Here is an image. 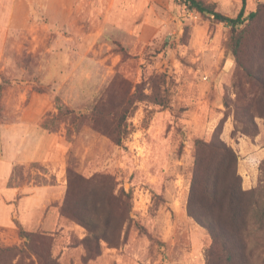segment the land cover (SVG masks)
<instances>
[{
	"label": "rangeland",
	"instance_id": "1",
	"mask_svg": "<svg viewBox=\"0 0 264 264\" xmlns=\"http://www.w3.org/2000/svg\"><path fill=\"white\" fill-rule=\"evenodd\" d=\"M204 1L231 18L242 9V0ZM43 2L0 0V75L11 83L2 96L0 129L18 120L33 93H39L35 88L43 90L40 94H46L51 104L43 120L49 113L58 114L55 98L78 114L89 113L107 92L118 105L127 98L118 112L128 133L120 135L127 152L113 146L107 136L85 128L70 144L68 159L80 174L112 177L118 200L112 205L111 219L122 227L121 233L112 234L116 247L103 242L101 255H92L81 244L88 231L62 221L48 231L54 257L61 264H207L211 239L186 209L196 141L210 142L223 124L224 139L239 155L244 189L253 190L264 204L262 88L249 80L229 51L231 28L187 9L180 0H161L158 8H149L148 27L140 28L142 23L136 22L133 34L109 27L95 46H62L59 42L66 31L62 25L46 29V15L38 10ZM257 10L254 26L264 35V0H247L245 15ZM251 26L241 59L246 67L257 69L264 63V43L255 48L249 37ZM135 94L149 99L134 104ZM248 118L255 119L258 135L238 132L233 139L236 121L247 123ZM67 127L66 123L60 127L65 137ZM67 169L66 162L59 205L67 191ZM14 173L11 187L56 182L55 173L41 163L18 166ZM6 174L0 172V191L8 195L13 190L1 186ZM251 213L252 208L250 220ZM46 229L50 230L49 224ZM245 235L250 264H264L263 231L251 223ZM26 241L19 233H5L0 236V249L26 250ZM25 254L24 263L37 264L35 256ZM19 260L8 255L0 264Z\"/></svg>",
	"mask_w": 264,
	"mask_h": 264
},
{
	"label": "trees",
	"instance_id": "2",
	"mask_svg": "<svg viewBox=\"0 0 264 264\" xmlns=\"http://www.w3.org/2000/svg\"><path fill=\"white\" fill-rule=\"evenodd\" d=\"M187 9L196 11L202 17L214 22L224 23L231 28L229 51L235 57V61L245 71L251 82L262 88L261 97L264 101V63L257 69L249 68L242 62V49L249 37L255 42V48L264 43V36L254 26L259 18V11L250 12L247 16V0H242V9L236 18H231L220 13L214 4H208L204 0H180ZM10 80L0 75V114L1 101L4 92L10 87ZM39 93H44L40 88H35ZM140 85L137 87V93ZM149 99L147 96L137 97L134 104ZM157 103L162 101L155 98ZM127 101V98L114 101L112 94L107 92L105 98H101L86 114H78L70 109L60 98H55L58 114H47L41 123L43 129L50 133H57L63 123L68 124L66 140L73 144L85 128L107 136L113 146L123 147L121 133H127L123 129V122L119 119V109ZM264 117V112L262 111ZM235 130L231 137L234 139L238 132L246 135H258V126L254 118L245 121H236ZM239 123H245L242 129ZM223 128V124H222ZM217 128L210 142L196 141V160L192 172L191 190L187 201V214L194 222L206 231L211 239L207 264H250V252L248 250L246 232L248 225L254 223L264 233V204L256 198L253 190H245L243 178L238 171L239 155L235 148L224 139L225 130ZM251 130V131H250ZM250 131V132H249ZM236 133V134H235ZM67 155L68 185L65 198L58 204V211L62 221H70L83 226L89 233L81 244L86 246L90 254L100 256L102 243L116 247L113 243V233H121L122 227L111 219L112 205L118 200L114 194L115 186L111 176L93 173L91 176L80 174L72 169ZM69 165V167H68ZM16 176V173L13 176ZM152 193L154 185H147ZM252 208L251 220L250 209ZM19 236L26 239V250L19 247L0 249V262L2 258L11 256L13 259L20 257L17 264L24 263L26 252L37 259V264H61L59 257H54L53 241H49L48 231H27L18 226Z\"/></svg>",
	"mask_w": 264,
	"mask_h": 264
},
{
	"label": "crops",
	"instance_id": "3",
	"mask_svg": "<svg viewBox=\"0 0 264 264\" xmlns=\"http://www.w3.org/2000/svg\"><path fill=\"white\" fill-rule=\"evenodd\" d=\"M43 1L38 10L46 15V29H59L58 25H62L66 31L65 41L61 39L59 44L92 47L99 44L109 27L129 29L132 34L136 22L142 23L140 28L148 27L149 8H158L161 0ZM50 106L46 94L35 92L16 122L1 125L0 172H7L1 186L4 191H13L8 195L0 191V236L5 233L18 236V226L27 231H54L62 222L57 205L64 196L61 179L66 173L70 143L63 131L50 133L42 128L41 122ZM32 163L47 165L55 173L56 182L11 187L15 168ZM47 224L50 230L46 229Z\"/></svg>",
	"mask_w": 264,
	"mask_h": 264
}]
</instances>
